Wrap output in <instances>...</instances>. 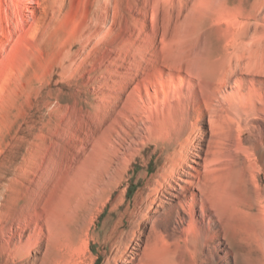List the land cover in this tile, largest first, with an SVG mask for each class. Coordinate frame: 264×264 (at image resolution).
Instances as JSON below:
<instances>
[{
    "label": "bare ground",
    "instance_id": "bare-ground-1",
    "mask_svg": "<svg viewBox=\"0 0 264 264\" xmlns=\"http://www.w3.org/2000/svg\"><path fill=\"white\" fill-rule=\"evenodd\" d=\"M103 1L107 0H95L94 25L89 26V21L81 27L83 44L77 53L87 55L81 62L74 56L65 57L66 71L78 69L93 43L113 29V17L109 20ZM9 2L0 0V17L6 21L12 14L23 25L47 20L50 15L59 19L66 0ZM165 66L119 71L116 79L117 70L107 74L120 91L119 96L106 95L114 106L108 121L116 138L124 132L130 143L125 152H113L114 162L111 150L99 147V163H93V173L79 174L82 178L66 170L68 187L58 189L50 203L51 225L44 213L49 206L42 210L39 203L14 215L10 222L4 220L0 241L9 256L15 258L19 251L31 253V249L36 254L43 240L51 239V250L49 243L45 246L50 256L74 246L79 250L75 264H85L90 246L84 239V207L88 213L99 210L100 214L98 207H108L111 194L113 219L99 233L104 264H206V250L214 241L227 254L226 248L243 237V229L264 238V77L229 67L218 72L215 81H207L201 69ZM136 166L141 167L139 187L124 206L129 193L121 187L129 182L128 172ZM67 214L72 229L67 231L70 241L64 242L56 234L59 221ZM141 222L147 225L145 231L139 228ZM138 234H143L141 242L135 240ZM97 260L95 257L90 264Z\"/></svg>",
    "mask_w": 264,
    "mask_h": 264
},
{
    "label": "rangeland",
    "instance_id": "rangeland-1",
    "mask_svg": "<svg viewBox=\"0 0 264 264\" xmlns=\"http://www.w3.org/2000/svg\"><path fill=\"white\" fill-rule=\"evenodd\" d=\"M9 1L6 0L8 4ZM103 2L113 29L93 43L89 57L81 66H74L78 69L68 71L64 68L70 56L81 62L87 55L77 50L83 44L81 27L89 21V26L93 24L95 0H66L59 19L50 15L44 21L19 25L11 13L6 21L0 17V224L4 220L10 222L34 203H39L38 208L43 204L42 210L49 206L44 213L50 221L53 196L67 186L66 170L80 178L93 173V163H99V147L111 150L112 162L114 151L125 152L131 139L124 132L116 138L108 121L114 106L107 96L120 95L119 87L107 75L112 70H117L115 79L119 71L155 64L184 71L201 69L207 81H215L217 73L229 67L264 77V0ZM102 60L106 66L99 62ZM67 163L73 165L66 166ZM140 170L136 166L128 172L131 178L121 187L129 193L124 206L139 187ZM112 196L109 195L108 207H98L102 214L99 210L88 213L84 207V239L90 246L85 264L95 257V264L105 263L99 233L113 219L109 210ZM62 220L56 238L69 242V214ZM146 227L140 223L141 230ZM243 230L241 239L227 245V254L220 251L224 247L217 241L210 243L205 252L209 258L206 264H264V238H256L250 229ZM138 236L135 240L141 242L143 234ZM50 241L43 240L41 251L36 254L34 249L31 253L19 251L15 258L6 253L4 242L0 241V264H75L79 257L76 247L60 248L50 256L45 249L49 243L51 250ZM80 244L77 241L78 247Z\"/></svg>",
    "mask_w": 264,
    "mask_h": 264
}]
</instances>
